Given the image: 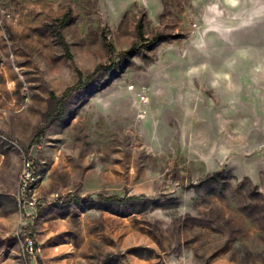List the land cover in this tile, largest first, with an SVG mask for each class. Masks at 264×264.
I'll return each mask as SVG.
<instances>
[{
	"label": "rangeland",
	"instance_id": "374dc122",
	"mask_svg": "<svg viewBox=\"0 0 264 264\" xmlns=\"http://www.w3.org/2000/svg\"><path fill=\"white\" fill-rule=\"evenodd\" d=\"M0 264H264V0H0Z\"/></svg>",
	"mask_w": 264,
	"mask_h": 264
},
{
	"label": "built area",
	"instance_id": "2783aa9c",
	"mask_svg": "<svg viewBox=\"0 0 264 264\" xmlns=\"http://www.w3.org/2000/svg\"><path fill=\"white\" fill-rule=\"evenodd\" d=\"M39 176L35 175L33 166L30 162L24 165L23 171L20 176L18 199L20 204L24 206L33 207L35 205V190L39 183ZM35 241L32 238H28L25 242L23 250L24 255L33 254L35 252Z\"/></svg>",
	"mask_w": 264,
	"mask_h": 264
},
{
	"label": "trees",
	"instance_id": "16d2710c",
	"mask_svg": "<svg viewBox=\"0 0 264 264\" xmlns=\"http://www.w3.org/2000/svg\"><path fill=\"white\" fill-rule=\"evenodd\" d=\"M139 36L140 37H142V32L140 31V33H139ZM101 198H103L102 196H100ZM116 199V202L118 203V204H122V201H124V200H119V199H117V198H115Z\"/></svg>",
	"mask_w": 264,
	"mask_h": 264
},
{
	"label": "bare ground",
	"instance_id": "6f19581e",
	"mask_svg": "<svg viewBox=\"0 0 264 264\" xmlns=\"http://www.w3.org/2000/svg\"><path fill=\"white\" fill-rule=\"evenodd\" d=\"M123 122V121H122Z\"/></svg>",
	"mask_w": 264,
	"mask_h": 264
}]
</instances>
